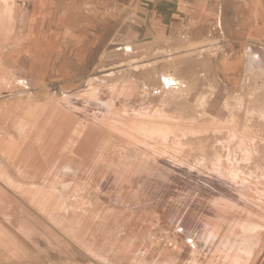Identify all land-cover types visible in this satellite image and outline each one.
Wrapping results in <instances>:
<instances>
[{
  "label": "rangeland",
  "instance_id": "1",
  "mask_svg": "<svg viewBox=\"0 0 264 264\" xmlns=\"http://www.w3.org/2000/svg\"><path fill=\"white\" fill-rule=\"evenodd\" d=\"M4 1L0 264H264V0Z\"/></svg>",
  "mask_w": 264,
  "mask_h": 264
},
{
  "label": "bare ground",
  "instance_id": "2",
  "mask_svg": "<svg viewBox=\"0 0 264 264\" xmlns=\"http://www.w3.org/2000/svg\"><path fill=\"white\" fill-rule=\"evenodd\" d=\"M4 1V0H3ZM3 1H0V2H3ZM6 2H7V0H5ZM4 1V2H5ZM11 1V0H10ZM36 1V3L37 2H39V1H41V0H35ZM47 1H49V0H47ZM63 3L64 1L69 5V6H71L72 8H75L76 6V3H77V1L78 0H50V2L51 3H53L54 4V7H56L55 8V11L54 12H56V10H58L57 8H59V6L58 5H60V3L61 2ZM68 1H70V2H68ZM10 3V2H9ZM59 3V4H58ZM40 4V3H39ZM46 4V3H45ZM58 4V5H57ZM41 5V4H40ZM52 5V4H51ZM55 5H57V6H55ZM63 5V4H62ZM9 6V5H8ZM13 7V5H10V8H12ZM67 6V5H66ZM6 7V6H5ZM41 7H42V5H41ZM45 7H46V5H45ZM49 7V6H48ZM61 7V6H60ZM8 9L7 10V12H9L11 9ZM14 8V7H13ZM64 8V7H63ZM46 9H48V8H46ZM61 9V8H60ZM54 10V9H53ZM64 10V9H63ZM1 11V10H0ZM12 11H13V9H12ZM7 12H5V13H7ZM43 12V11H42ZM46 12V11H45ZM53 12V11H52ZM63 12V11H62ZM64 12H66L65 10H64ZM11 13V12H10ZM58 13V12H57ZM54 14V13H53ZM56 14V13H55ZM65 14V13H64ZM79 14V13H78ZM15 15V14H14ZM47 15V14H46ZM52 16H54V15H52ZM81 16V15H80ZM85 16V17H84ZM83 17L84 18H82V19H84V25L83 26H81V27H79L78 29H77V31L79 32V34L80 35H82V36H84L85 37V39L88 41V36H89V33H88V31H90L91 29H92V18H91V16L88 14H86V15H84ZM5 17V16H4ZM3 17V18H4ZM50 17V16H49ZM48 17V18H49ZM65 17H66V15H65ZM69 17V16H68ZM79 17V16H78ZM13 18V17H12ZM31 18H33V17H31ZM38 18H40V17H38ZM42 18V17H41ZM77 19V18H76ZM94 19V18H93ZM48 20V19H47ZM52 20H53V18H52ZM8 21V20H7ZM45 21V20H44ZM5 22V21H4ZM38 22H39V19H38ZM62 22L63 21H61L60 20V25L62 24ZM10 23V22H9ZM37 23V22H36ZM40 23V22H39ZM81 23V22H80ZM94 23V22H93ZM5 24H6V22H5ZM4 24V25H5ZM8 24V23H7ZM64 24V23H63ZM37 25H38V23H37ZM44 25V24H43ZM58 25V24H57ZM60 25H58V26H60ZM64 25H70L72 28H75L74 27V23H73V21L72 20H68V21H66V24H64ZM40 26V25H39ZM38 26V27H39ZM80 26V25H79ZM35 27H36V25H35ZM34 27V28H35ZM62 28V27H61ZM40 29V28H39ZM3 30H5L6 31V29H2V31ZM14 31V30H13ZM71 31V30H70ZM69 31V32H70ZM73 31V30H72ZM71 31V32H72ZM76 31V30H75ZM4 32V31H3ZM5 33V32H4ZM28 34V33H27ZM64 35H65V32L63 33ZM69 34V33H68ZM2 36V35H1ZM4 36H6V35H4ZM65 37V36H64ZM32 38V37H31ZM31 38H30V40H31ZM35 38H36V36H35ZM55 38H57L56 36H54V39ZM33 39H34V37H33ZM36 40V39H35ZM40 40V39H39ZM3 41H5V40H3ZM69 41V40H68ZM71 41V40H70ZM1 43V42H0ZM36 43V42H35ZM34 43V44H35ZM70 43V42H69ZM85 43V42H84ZM37 44V43H36ZM31 45H33V44H31ZM71 45V44H70ZM72 45H74V44H72ZM29 48H30V46H29ZM38 48V47H37ZM35 49H36V47H35ZM35 49H34V51H35ZM33 50V49H32ZM31 50V51H32ZM22 52V51H21ZM33 52V51H32ZM24 54V53H23ZM47 55V54H46ZM28 56V55H27ZM30 56V55H29ZM36 57V56H35ZM17 61V60H16ZM51 62V61H50ZM48 63V62H47ZM47 63H44V68H47L48 67V64ZM41 67V66H40ZM42 67V68H43ZM74 73V72H73ZM63 74V73H62ZM114 90V89H113ZM110 93V92H109ZM94 94V93H93ZM142 125V124H141ZM140 125V126H141ZM144 125V124H143ZM142 125V126H143ZM89 126V125H88ZM141 126V128L139 129V131L141 132V133H143L144 135H149V136H147V137H153V136H156V135H158V138H159V136L160 135H162V136H167L168 135V132H169V130L167 131V129L165 130H163L162 128H156L155 126H150V127H146V126H143L142 127ZM90 127V126H89ZM88 129V128H87ZM137 129V128H136ZM134 131V130H133ZM83 132V131H82ZM167 132V133H166ZM150 137V138H151ZM80 139V138H79ZM160 139V138H159ZM166 140V139H165ZM158 141V140H157ZM158 145V144H157ZM160 147V146H159ZM159 149V148H158ZM146 154V153H145ZM150 164V163H149ZM127 171V170H126ZM48 174V173H47ZM116 175H117V173H116ZM133 178V177H132ZM111 179V178H110ZM109 179V180H110ZM47 180V179H46ZM123 192V191H122ZM136 204H137V202H136ZM235 208V207H234ZM219 211V210H218ZM253 211V210H252ZM114 212V211H113ZM259 213V212H258ZM254 214V213H253ZM256 214V213H255ZM256 217V216H255ZM262 218V217H261ZM235 219V218H234ZM244 229V228H243ZM252 229V228H251ZM204 236V235H203ZM214 236V235H213ZM214 250V249H213ZM230 250V249H229ZM224 251V250H223ZM231 251V250H230ZM212 255V254H211ZM235 255V254H234ZM261 257V256H260ZM218 258V257H217ZM233 258H235V257H233ZM234 261V260H233Z\"/></svg>",
  "mask_w": 264,
  "mask_h": 264
}]
</instances>
